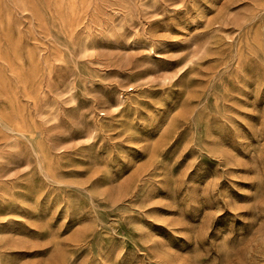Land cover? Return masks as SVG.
Instances as JSON below:
<instances>
[{
	"label": "rangeland",
	"instance_id": "rangeland-1",
	"mask_svg": "<svg viewBox=\"0 0 264 264\" xmlns=\"http://www.w3.org/2000/svg\"><path fill=\"white\" fill-rule=\"evenodd\" d=\"M0 264H264V0H0Z\"/></svg>",
	"mask_w": 264,
	"mask_h": 264
}]
</instances>
